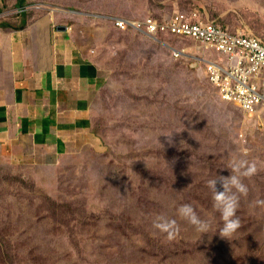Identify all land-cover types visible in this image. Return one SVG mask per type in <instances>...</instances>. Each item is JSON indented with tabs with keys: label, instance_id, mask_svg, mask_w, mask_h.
<instances>
[{
	"label": "rangeland",
	"instance_id": "374dc122",
	"mask_svg": "<svg viewBox=\"0 0 264 264\" xmlns=\"http://www.w3.org/2000/svg\"><path fill=\"white\" fill-rule=\"evenodd\" d=\"M101 1L128 20L199 13L264 41V0ZM93 16L107 24L93 37L99 85L78 144L33 167L0 155V264H264V106L248 114L222 102L202 67L174 57L199 53L193 40ZM240 157L257 172L242 178L240 227L222 237L207 181ZM185 203L207 233L178 215ZM160 216L176 221L171 237L154 226Z\"/></svg>",
	"mask_w": 264,
	"mask_h": 264
},
{
	"label": "crops",
	"instance_id": "0c3cea01",
	"mask_svg": "<svg viewBox=\"0 0 264 264\" xmlns=\"http://www.w3.org/2000/svg\"><path fill=\"white\" fill-rule=\"evenodd\" d=\"M98 1L0 0V155L12 163L33 167L78 144L99 85L93 37L107 24L93 15L124 18Z\"/></svg>",
	"mask_w": 264,
	"mask_h": 264
},
{
	"label": "built area",
	"instance_id": "2783aa9c",
	"mask_svg": "<svg viewBox=\"0 0 264 264\" xmlns=\"http://www.w3.org/2000/svg\"><path fill=\"white\" fill-rule=\"evenodd\" d=\"M120 30H131L152 38L164 34L191 39L201 48L174 50L175 58H189L205 71L220 100L248 114L264 106V41L260 38L205 21L199 13L170 19L148 16L140 20L115 18Z\"/></svg>",
	"mask_w": 264,
	"mask_h": 264
},
{
	"label": "clouds",
	"instance_id": "9594fccd",
	"mask_svg": "<svg viewBox=\"0 0 264 264\" xmlns=\"http://www.w3.org/2000/svg\"><path fill=\"white\" fill-rule=\"evenodd\" d=\"M231 170L227 176H216L207 181L212 193L213 207L216 208L223 221L218 232L222 237H228L240 227V218L237 216V209L241 196H246L249 189L243 182L244 177H250L257 172L255 162L246 158H233L226 166ZM218 182L222 185V190L217 187ZM257 204H264V199L257 200ZM178 215L194 225L197 231L208 232L209 224L202 219L194 210L191 204L185 203L177 209ZM176 221L164 216L157 217L154 226L161 231L167 232L169 237L176 231Z\"/></svg>",
	"mask_w": 264,
	"mask_h": 264
},
{
	"label": "water",
	"instance_id": "95a60500",
	"mask_svg": "<svg viewBox=\"0 0 264 264\" xmlns=\"http://www.w3.org/2000/svg\"><path fill=\"white\" fill-rule=\"evenodd\" d=\"M194 68H199L200 66L198 64H194Z\"/></svg>",
	"mask_w": 264,
	"mask_h": 264
},
{
	"label": "bare ground",
	"instance_id": "6f19581e",
	"mask_svg": "<svg viewBox=\"0 0 264 264\" xmlns=\"http://www.w3.org/2000/svg\"><path fill=\"white\" fill-rule=\"evenodd\" d=\"M256 111H257V110H256ZM256 111H255V112H256Z\"/></svg>",
	"mask_w": 264,
	"mask_h": 264
},
{
	"label": "trees",
	"instance_id": "16d2710c",
	"mask_svg": "<svg viewBox=\"0 0 264 264\" xmlns=\"http://www.w3.org/2000/svg\"><path fill=\"white\" fill-rule=\"evenodd\" d=\"M2 254V253H1Z\"/></svg>",
	"mask_w": 264,
	"mask_h": 264
}]
</instances>
